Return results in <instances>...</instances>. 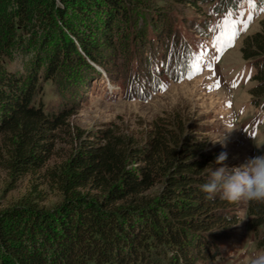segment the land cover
<instances>
[{"label": "rangeland", "instance_id": "rangeland-1", "mask_svg": "<svg viewBox=\"0 0 264 264\" xmlns=\"http://www.w3.org/2000/svg\"><path fill=\"white\" fill-rule=\"evenodd\" d=\"M52 11L50 0H26L24 5L0 0L1 68L25 81L36 75L33 101L48 114L62 107L71 112L68 126L46 139L51 155L43 167L11 175L0 158V209L29 192L39 207L58 202L61 196L47 168L63 167L81 140H101L97 134L102 132L140 143L157 124L181 138L191 134L212 151L213 167L219 166L215 160L221 152L227 153L223 163L229 168L264 154V145L255 144L264 143V98L250 94L256 66L241 51L245 38L261 29L264 0H136L127 17L111 28V43L101 13L83 18L68 10L59 20ZM226 17V27L236 35L223 47V40L220 45L214 41L224 35ZM68 26L92 31L96 56L106 66L80 48L79 54H62L53 64L62 34L71 36ZM197 64L200 70L189 79ZM221 136L223 143L213 142ZM230 210L236 222L209 232L217 251L198 264H251L264 255L259 237L264 225L255 223L249 204H233Z\"/></svg>", "mask_w": 264, "mask_h": 264}, {"label": "trees", "instance_id": "trees-1", "mask_svg": "<svg viewBox=\"0 0 264 264\" xmlns=\"http://www.w3.org/2000/svg\"><path fill=\"white\" fill-rule=\"evenodd\" d=\"M50 1L59 20L69 11L83 18L101 13L111 43V28L136 0ZM66 28L71 36L62 34L54 65L62 54H79L78 48L95 63L105 62L96 56L91 30ZM241 51L256 66L250 94L264 98V22L245 38ZM36 81V75L25 81L0 66V158L11 175L43 167L51 155L46 139L68 126L69 107L48 114L33 101ZM97 138L81 140L63 167L47 168L58 202L39 207L29 192L0 209V264H161L163 259L198 264L213 257L217 249L207 235L236 217L233 204L219 197L206 200L201 191L213 167L212 151L191 134L181 138L159 124L141 143L109 131ZM249 207L255 223L264 225V203ZM259 237L264 247V230Z\"/></svg>", "mask_w": 264, "mask_h": 264}, {"label": "clouds", "instance_id": "clouds-1", "mask_svg": "<svg viewBox=\"0 0 264 264\" xmlns=\"http://www.w3.org/2000/svg\"><path fill=\"white\" fill-rule=\"evenodd\" d=\"M223 143V137L212 139ZM257 148L264 143H255ZM227 153L221 152L215 160L218 167L209 170L208 182L201 186L205 199L212 201L217 197L230 204L264 203V154L250 158L246 164L229 168L223 163ZM251 264H264V255L251 261Z\"/></svg>", "mask_w": 264, "mask_h": 264}, {"label": "snow or ice", "instance_id": "snow-or-ice-1", "mask_svg": "<svg viewBox=\"0 0 264 264\" xmlns=\"http://www.w3.org/2000/svg\"><path fill=\"white\" fill-rule=\"evenodd\" d=\"M249 19H251V17ZM229 23L230 22H229V20H228L227 17L225 18V21L221 22V26H224V35L223 36H218L216 38V40L214 41L215 44L220 45L221 44V41L223 40L224 41L223 47L230 46V41L232 39H234V37L236 35V32L235 31H232L231 29H229L228 27H226V25H228ZM223 47L220 48L221 51L223 50ZM216 58L218 59V57H216ZM199 70H200L199 65L198 64L197 65H194L193 68H192V71L189 73V79L193 75H195ZM218 86L219 85L217 84V87Z\"/></svg>", "mask_w": 264, "mask_h": 264}]
</instances>
